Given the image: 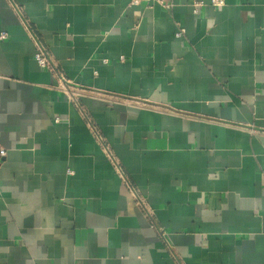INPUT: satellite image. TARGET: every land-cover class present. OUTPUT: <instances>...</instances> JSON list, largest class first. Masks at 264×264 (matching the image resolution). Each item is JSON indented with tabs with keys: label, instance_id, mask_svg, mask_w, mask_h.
<instances>
[{
	"label": "crops",
	"instance_id": "crops-1",
	"mask_svg": "<svg viewBox=\"0 0 264 264\" xmlns=\"http://www.w3.org/2000/svg\"><path fill=\"white\" fill-rule=\"evenodd\" d=\"M210 1L0 0V264H264V0Z\"/></svg>",
	"mask_w": 264,
	"mask_h": 264
},
{
	"label": "built area",
	"instance_id": "built-area-1",
	"mask_svg": "<svg viewBox=\"0 0 264 264\" xmlns=\"http://www.w3.org/2000/svg\"><path fill=\"white\" fill-rule=\"evenodd\" d=\"M149 4V3H155L158 6L164 8V9H170L173 6L172 0H130V4L132 6H138L140 4ZM209 5L212 8H220L224 5V2L222 0H211L209 2ZM205 4L200 1H195L192 3L193 13L197 14L199 9H201ZM15 11L19 12V9L14 6ZM184 34V30L181 27H178V32L176 33V37H182ZM33 42H34V53H33V59L38 65V67L42 69H46L50 73L54 74L55 77L58 78L59 83L62 87V91L67 96L69 101H73L75 97L69 92V88H67V82L63 79V77L56 71L55 66L52 63V60L50 59L46 49L42 46V44L38 41V39L33 36ZM7 34L5 32L0 33V41L6 40ZM70 93V94H69ZM5 150L0 147V158L5 157Z\"/></svg>",
	"mask_w": 264,
	"mask_h": 264
}]
</instances>
